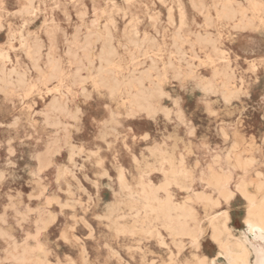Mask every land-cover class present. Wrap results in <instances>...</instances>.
Segmentation results:
<instances>
[{
  "label": "rangeland",
  "instance_id": "374dc122",
  "mask_svg": "<svg viewBox=\"0 0 264 264\" xmlns=\"http://www.w3.org/2000/svg\"><path fill=\"white\" fill-rule=\"evenodd\" d=\"M28 3L0 0L11 81L0 82V262L21 264L14 247L26 245L47 264H229L209 225L227 212L234 236L255 238L264 264V237L249 233L236 189L244 177L255 191L264 178V7L33 0L26 12ZM22 38L40 43L37 62ZM141 88L152 112L139 106ZM158 147L173 161H160ZM211 173L230 174L228 202ZM168 177L176 204L194 209L193 229L204 228L199 247L143 207V190L166 198Z\"/></svg>",
  "mask_w": 264,
  "mask_h": 264
},
{
  "label": "bare ground",
  "instance_id": "6f19581e",
  "mask_svg": "<svg viewBox=\"0 0 264 264\" xmlns=\"http://www.w3.org/2000/svg\"><path fill=\"white\" fill-rule=\"evenodd\" d=\"M253 4H254L255 8H263L264 7V4L258 0H253ZM53 7H55V6H53ZM35 9H36V7L33 4V0H29V3L24 7V11H26V12H34ZM230 14H231V11L228 9L227 10L225 9L223 12V15H225V16H229ZM7 27L9 28V26H7ZM131 31H132V29H131ZM52 34L53 33H51V35ZM16 41H18V40H16ZM11 43H12V41H11ZM21 43L25 47L27 53L31 54L32 58L37 62L41 57V52H40L41 45H40V43L36 42L32 45V43L29 42L28 38H22ZM126 44H128V43H126ZM216 49L219 53H221V54L224 53L223 50H221L219 48H216ZM7 58L9 60L8 53L0 50V61H2V63H3L2 65H0V69L3 72V76L0 75V82L1 81L11 82L10 81V74L7 75L4 72L6 69L5 60ZM100 60L105 61L106 66H112L114 64L111 59L106 58L104 55L100 56ZM56 66H57L56 64L53 65L54 68ZM19 76H20V78H19L20 82H25V73H21V74L19 73ZM56 77L59 78L60 80H62V78H63L62 75H59ZM137 83L139 84V86L142 87L144 85V78L138 77ZM72 92L74 93L73 90H72ZM140 93H141L140 94L141 96L139 97L138 100L144 101V102L139 103V106L142 107L143 109L147 110L148 113L152 112L153 107L148 102L147 95L145 94V92L142 88L140 89ZM179 96H180V94H179ZM84 97H86V95ZM51 145H53V144H51ZM234 147L237 148V144H235ZM154 153L159 156L160 161H173V159L171 157L167 156L166 150L164 148L158 147L155 149ZM215 161H218V160L216 159ZM226 161H237L239 163V161H242V160H240L236 154H229ZM247 164H248L247 162L239 163V165H241V166H246ZM171 181L172 180L170 179V177H168L166 182H165V185L163 188L167 192V196L165 199L159 198L158 192L154 189L143 190V193H142L143 207L146 210L148 209V210L154 212L157 217L162 218L166 222V227L168 229H170L173 234H175V235H184V234L189 235L190 239H191L190 243H192V245L195 247H199L200 238L204 234V228L202 226H200L197 230L193 229L191 222L195 220L194 209L190 205L189 206H185V205L183 206V205H177L176 204L174 197H173L174 194L166 188V186L171 184ZM209 182L212 185H214V187H217L220 190L222 197L224 196V194L226 192H230L232 195V198L235 196L236 191L231 187V177H230L229 173H227L225 175H218L215 173H211ZM254 186H255V191H251L250 182L243 177L240 181L237 182L236 189H237V191L240 192V194L247 201L248 211H247L246 223L248 225L249 233L253 234V237H255V236L264 237V178L260 177L258 179V181L254 184ZM37 187H39V186H37ZM136 189H137V187H136ZM34 192H35V190H34ZM197 197L200 199H205V200L209 199V197L206 196L205 194L198 195ZM228 201H226V202H228ZM220 203L221 202L219 200L212 202L213 206H218ZM229 219H230V217H229L227 212H226V216L224 215V213L215 214V215L211 216L209 219V225H210L211 231H212L211 236L219 245V248H220L219 253L221 255H224L227 258L229 264H259V258L257 256H258V253H261V252L259 249L260 247L257 248L255 245L254 240H256V239L255 238L251 239L246 233L240 237L234 236V234L231 231V228L228 225ZM20 231H22V230H20ZM29 238H31V237H29ZM14 239H15V237H14ZM24 239H25V237H24ZM260 246H261V244H260ZM6 255L7 254H5V256ZM13 258L16 261L20 262L21 264H47L41 258L32 256L30 249L26 245L22 246L20 249L18 246L14 247ZM214 261H215V259H211L210 262H214ZM0 264H2V263L0 262ZM196 264H209V260L206 257H203V258L199 259V261Z\"/></svg>",
  "mask_w": 264,
  "mask_h": 264
},
{
  "label": "snow or ice",
  "instance_id": "6c2138e0",
  "mask_svg": "<svg viewBox=\"0 0 264 264\" xmlns=\"http://www.w3.org/2000/svg\"><path fill=\"white\" fill-rule=\"evenodd\" d=\"M231 198H232L231 193L230 192H226L224 194V196L222 197V200L226 202V201L230 200ZM224 215L226 216V212L224 213ZM209 264H214V262H209Z\"/></svg>",
  "mask_w": 264,
  "mask_h": 264
}]
</instances>
